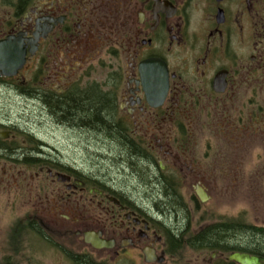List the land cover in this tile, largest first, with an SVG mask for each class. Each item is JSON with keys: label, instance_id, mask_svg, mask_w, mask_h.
I'll return each instance as SVG.
<instances>
[{"label": "flooded vegetation", "instance_id": "1", "mask_svg": "<svg viewBox=\"0 0 264 264\" xmlns=\"http://www.w3.org/2000/svg\"><path fill=\"white\" fill-rule=\"evenodd\" d=\"M0 96L66 124L56 109H104L126 146L105 141L106 152L154 187L135 199L88 165L52 159L45 140L0 115V199L12 211L0 264H35L32 241L56 236L64 264H239L234 253L264 264L263 244L199 237L242 229L240 217L195 211L224 180L210 123L218 139L235 126L233 148L264 143V0H0ZM240 169L253 181L244 163L229 171Z\"/></svg>", "mask_w": 264, "mask_h": 264}, {"label": "rangeland", "instance_id": "2", "mask_svg": "<svg viewBox=\"0 0 264 264\" xmlns=\"http://www.w3.org/2000/svg\"><path fill=\"white\" fill-rule=\"evenodd\" d=\"M8 114L15 116L17 121H20L19 125L21 127L29 129L48 143L47 151L52 159H63L88 165L87 169H93L94 172L99 171L100 174L114 179L118 188H122L123 191L135 199H151V196L154 195V187L146 182H142L145 181V177L141 182L128 180L126 177L130 171H123L117 163H114L112 161L114 157L113 153L110 155L109 151L107 153L106 149L100 148V145L97 144V139L100 137L93 133L89 134L87 131H82L83 128L78 126V123H62L60 122V118H53L49 114V111L39 105H26L25 103L17 102L9 106L0 96V115ZM232 127L235 126L233 125ZM232 127L229 129L231 131L230 138L224 134L222 139H218V133L223 130L222 128L214 127L213 123H210L206 129L208 136L217 145L223 146V157L225 160L224 180L222 187L217 188V185L216 187L213 186V198L210 202L197 208L195 211H209L214 214V220L222 215L228 218L238 216L244 225V230L238 228L237 231L233 232L231 238L235 236L241 243L253 242L263 244L264 237L254 236L253 232H248L246 227L249 225L264 227V185H259V182L261 183L264 179V143L257 140L255 145H251L248 140L244 139L247 142L245 147L240 144V147L233 148L237 140L234 138ZM204 147L203 142H201L200 149ZM232 153H237L236 157ZM231 154L232 157H228ZM240 162L244 163L253 172V175H255L252 178L253 181L248 182L247 180L251 176L248 172L241 173V169L239 170L240 173L237 172L238 175L240 174V176L237 175V178L234 171H229L234 167V164ZM141 169L140 172H143ZM237 179L240 182V186L235 187L236 184L238 185ZM242 179L245 181L242 182ZM190 190L189 188L188 191ZM235 190L238 193L234 194ZM10 206L9 199H0V246L6 245L8 228L12 220ZM200 221L203 222V220H199L196 217V222L199 223ZM197 226L198 224L194 225V227ZM49 240L54 246L50 243L46 246L39 240L36 242L32 241L33 251L37 253L33 262L35 264H64L62 253L58 250L59 243L57 241H61L57 236L54 239L49 238ZM197 254L199 253L185 251L182 259L184 256L185 259H192Z\"/></svg>", "mask_w": 264, "mask_h": 264}, {"label": "trees", "instance_id": "3", "mask_svg": "<svg viewBox=\"0 0 264 264\" xmlns=\"http://www.w3.org/2000/svg\"><path fill=\"white\" fill-rule=\"evenodd\" d=\"M52 109L55 110V108H52ZM103 110H100L98 107H94V106H81V107H76V108L60 107L58 111L57 109L55 111L56 113H62L66 117H68L69 122H73V123L78 122L80 124V125L78 124V126H81L83 128L82 131L84 132L87 131L89 132V134L93 133L94 135H97L98 137H100L99 140L97 139V143L98 144L99 142L102 143L103 149H106V150L112 149L108 147L106 144H104L105 141H111L113 143L112 144L113 147L116 149L115 152L119 153L120 149L126 146L124 142L120 139V136L118 135V133H115L114 130L110 127V124L106 123L101 117V112ZM95 116L98 119L93 120L92 118ZM111 152H114V150L112 149ZM169 194L172 196V189L167 188V195H168L166 196L168 197L167 199H171V197H169L170 196ZM162 198H165L164 195ZM243 226L244 225L241 226L242 230H244ZM246 228L249 230H253L254 233L252 234L254 236L257 235V236L264 237V232L262 230H257L255 228L253 229L252 227H249V226H247ZM232 230H233V227L231 225L230 226L226 225L225 229H223V227L218 228V229L217 227H215V230H213L212 233H207L204 236L200 235L199 237L207 238L209 240L215 239L214 241L218 242L219 240H225V239L231 238L234 232ZM252 244L254 243L252 242L251 245Z\"/></svg>", "mask_w": 264, "mask_h": 264}, {"label": "water", "instance_id": "4", "mask_svg": "<svg viewBox=\"0 0 264 264\" xmlns=\"http://www.w3.org/2000/svg\"><path fill=\"white\" fill-rule=\"evenodd\" d=\"M23 64V57L20 59V61L18 62V64L16 65L15 70L20 68ZM161 68H163V65H161ZM164 88H166V83L164 82ZM163 95L161 94V99H163ZM162 101V100H161ZM200 196V200L202 202L206 201V197H204V195L199 194ZM229 260L237 262L239 264H258V260L254 257H250L249 255L246 254H239V253H234L230 256Z\"/></svg>", "mask_w": 264, "mask_h": 264}]
</instances>
